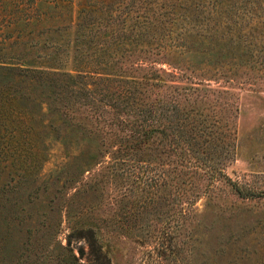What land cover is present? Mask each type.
I'll list each match as a JSON object with an SVG mask.
<instances>
[{"label": "trees", "instance_id": "1", "mask_svg": "<svg viewBox=\"0 0 264 264\" xmlns=\"http://www.w3.org/2000/svg\"><path fill=\"white\" fill-rule=\"evenodd\" d=\"M263 79L264 0H0V264L33 252L27 209L54 146L73 162L64 182L122 166L145 185L154 164L161 197L216 182L263 195L223 172L237 105L232 86L209 87ZM78 238L88 259L68 249L60 264L106 258L92 227Z\"/></svg>", "mask_w": 264, "mask_h": 264}, {"label": "rangeland", "instance_id": "2", "mask_svg": "<svg viewBox=\"0 0 264 264\" xmlns=\"http://www.w3.org/2000/svg\"><path fill=\"white\" fill-rule=\"evenodd\" d=\"M223 85L232 86L237 105L234 156L223 172L264 190V79L251 86L209 82L211 88ZM61 155L54 146L35 183L38 197L27 211L37 220L36 240L21 264H60L68 249L75 257L81 249L82 259H88L87 243L78 238L87 226L105 254L100 264H264V194L241 198L216 182L203 195L189 196L191 201L173 200L172 193L164 199L154 182L160 169L154 164L143 172L151 177L145 185L136 179L142 167L122 166L116 167L121 175L94 167L78 181L64 182L73 162L65 163Z\"/></svg>", "mask_w": 264, "mask_h": 264}]
</instances>
